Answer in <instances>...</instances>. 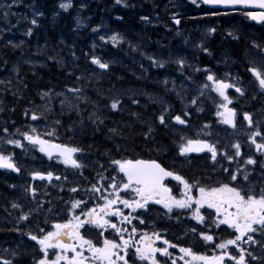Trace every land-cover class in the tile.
Instances as JSON below:
<instances>
[{"label": "trees", "instance_id": "trees-1", "mask_svg": "<svg viewBox=\"0 0 264 264\" xmlns=\"http://www.w3.org/2000/svg\"><path fill=\"white\" fill-rule=\"evenodd\" d=\"M8 1L0 0V129H7L10 135L13 133V140L24 145L17 128L33 126L39 135L43 134L42 127L47 126L56 143L82 149L75 153L82 167L72 170L66 167L67 175L70 171L75 173L73 180L81 172L84 179H90L94 170L98 172L100 168L109 167L117 173L111 159H156V154H160L156 149L161 152L169 148L170 138L180 135L171 119L175 115L202 116L197 119L198 125H212L208 116L216 115L212 102L220 97L209 90L208 72L217 79L229 76L230 80L239 82L244 96L236 91L231 96L234 100L247 101L243 108L264 110V92H258L257 81L248 71L250 67L264 71V52L254 46L264 48V27H255L250 35L242 32L229 35V21L241 18V14L205 15L204 9L191 0H177L187 15L176 28L166 12L168 0H126L128 7L110 0L112 10H101L94 5L86 10L73 7L68 13L55 14L53 6L43 10L38 24L32 25L20 18V14L23 13L22 17L26 14L24 6H14L13 1L8 9ZM5 11L9 12L7 16ZM74 14L82 17L79 21H87V25L83 22L79 25L119 34L120 43L114 46L105 38L93 42L84 32L75 33L71 20ZM143 16L148 20H142ZM28 28H32L30 36L25 34ZM209 29H215L213 35ZM205 47L208 52L202 50ZM93 56L108 62L109 68L102 70L92 64ZM149 57L164 62V67L153 66ZM181 58L185 62L182 68L176 63ZM205 84L209 86L204 88ZM75 88L80 92L69 91ZM46 92L49 95L42 99ZM129 97L139 103L132 104ZM112 98L122 101L115 111L109 106ZM193 99L195 104L191 103ZM165 108L167 127L157 119ZM33 113L39 119L32 120ZM16 149L13 145L18 153ZM31 157L20 159V168L27 170L25 178L29 177L26 174L45 171L36 164L45 163L44 158L38 156L32 168ZM55 163L63 164L58 159ZM50 171L61 175L53 164ZM16 179L7 172L0 173V259L11 260L12 264H31L38 259L40 251L27 238L31 212L23 187L11 186ZM17 202L20 207L13 208L12 204ZM45 206L49 209L46 217L31 214L39 228L58 223L59 216L67 221L81 212L72 213L68 193L56 196L52 204ZM22 213L27 214L26 220L19 219Z\"/></svg>", "mask_w": 264, "mask_h": 264}, {"label": "snow or ice", "instance_id": "snow-or-ice-1", "mask_svg": "<svg viewBox=\"0 0 264 264\" xmlns=\"http://www.w3.org/2000/svg\"><path fill=\"white\" fill-rule=\"evenodd\" d=\"M115 3L125 7L129 6L126 0H115ZM191 3L197 7L202 3L204 5L224 7L239 5L242 7H256L264 10V0H191ZM71 6V0H69L68 3L62 2L59 5V7L64 10H67ZM80 7L83 8L84 5ZM7 8L10 9L11 5H8ZM8 14L9 12L5 11V16ZM218 14L219 13L216 12L211 13V15ZM244 14L252 20L264 22V11H249ZM41 15H43V13L38 11L34 12L30 23L32 25H37L38 20L36 17ZM141 19L148 20V17L143 16ZM77 23L79 24L80 21L78 20ZM175 23L179 24L180 21L177 19ZM96 30L97 29H93V31ZM214 31L215 29H209V32ZM25 34L30 36L32 34V28H28ZM229 35H232V33L230 32ZM100 39L104 40V37L101 36ZM109 39L115 46L120 43L121 37L119 34H113ZM9 43H11V41H9ZM254 46L260 48L261 52H264V48H261L260 45L257 44ZM13 47H16V45H13ZM202 50L204 52L209 51L206 47ZM149 59L152 61L153 66L160 68L164 67V62L153 59L152 57H149ZM91 62L102 70H107L109 68L108 62H102L101 59L96 56L92 57ZM176 63L182 68L185 62L181 58L178 59ZM196 70L200 71V69ZM205 71L208 72L207 69H205ZM248 71L251 72L252 76L258 82L259 89L264 92V71H261L257 67H250ZM206 79L211 82L212 90L215 91L223 101L218 107L222 108L224 111H218L216 115L222 117L221 122L223 124L235 128L236 109L228 107L233 101L229 95L226 94V89L235 88L236 93H239L240 96H244V89L235 84L227 83L223 79L215 78L214 74L211 72H208ZM164 82L167 83L166 80ZM208 86V84L203 85L204 88ZM69 91L79 93L80 89H69ZM48 95L47 92L43 93L42 99ZM57 95L60 94L57 93ZM77 99H80V97L77 96ZM129 99H131L132 104L139 103L136 99L131 97H129ZM153 102L155 103V101ZM63 103L64 101L62 100L61 104L63 105ZM121 103V99L112 98L109 106L111 110L115 111ZM191 103L195 104L196 100L193 99ZM167 110L168 109L165 108L157 117L159 124L165 127H167V124L164 112H167ZM92 115L94 116L95 114L93 113ZM133 115H136V113H133ZM184 115L186 116L188 113ZM31 119L37 120L39 116L33 113ZM96 119H99V117ZM171 119L180 125H186L188 123L187 120L183 119L180 115H175L171 117ZM243 119L247 121L249 126H252L253 120L251 113L244 112ZM93 122H95V120ZM56 123L59 124L60 121L57 120ZM100 123H103V120H100ZM204 127L207 128L209 125H204ZM4 131H7V129ZM109 131L115 132L116 130L109 129ZM151 131L152 128L149 127L148 133ZM32 133L33 134L24 132L21 134L24 139L32 145H38V150L48 156L49 159H52L55 154L56 158L66 166L70 165L73 168L82 167V164L74 158V154L81 152L82 149L65 144L52 143L49 140L42 139L40 135L35 134V128L32 129ZM148 133L144 135L147 136ZM47 135L51 136L53 133L48 132ZM256 137H261V141L257 142ZM180 141L181 142L177 144L178 155L185 158H188L191 153L207 152L210 153V158L214 163L218 162V155H222L223 159L231 164L236 158L242 155L241 145L239 143L231 145L235 151L233 154L229 155L227 151L221 153L215 143L200 139L199 134H197V138H189L181 135ZM249 142L255 147L260 157H262L259 162L256 158L249 155L244 159L243 165L238 166L235 171L230 172L228 167L221 165L223 171L229 173L232 182L242 179L243 184L240 185L223 182H218L216 186L201 185L198 179H193L192 182H189L184 176L162 166V164L155 159H111L110 163L115 166L116 172L120 174V179L119 182H117L116 176L110 178L111 183L108 187L112 189V192L106 196L96 185L92 186V190L100 193V199L104 200L103 204L97 205L99 211H97V207L91 208L86 212L82 209L80 215H72L64 223L54 224V230L47 231L41 236L27 233L29 238L39 245V251L43 253L42 258L35 260L34 264H130V250L135 258L141 262H147V264H161V262L157 260L156 254L159 253L162 256L170 257L171 253H169L168 248H175L177 245L163 239L157 232H153L152 236H149L148 233L145 232L140 236L139 240H134L133 235L138 232L136 227H132L129 237L125 238L124 233L128 232V229L119 227L117 223L106 219V217H116L120 224H131L132 218H135L140 219V223L143 224V219L139 216L132 217L131 214L138 209L148 211L150 203L162 205L167 213H171L174 208L191 209L192 218L200 223L205 221V216L201 213V209L207 208L214 212V215L209 213V216L215 227L219 228L223 225L226 226V229L234 230L235 235L233 238L224 239L215 245L216 248L221 250L219 255H213L211 257L199 255L193 252L191 248L180 247L179 251L183 254L180 259L184 260V264H193L194 261H200L202 264H226V259L234 261V264H250L246 256L250 257L251 261H256L257 264H264V255H256L254 252L241 247V244H251L253 246L259 244L261 249L264 250V181H261V186L257 192L255 182L250 180L254 167L258 163L259 167L264 169V136L261 135L259 130H256L249 136ZM7 143L15 145L16 147H23L19 140L10 139ZM156 150L160 151V149ZM237 163L239 162L237 161ZM248 165L253 166V168H247L246 166ZM0 169H9L17 173L20 172V168L12 160L11 156L3 154H0ZM261 175H264V173H261ZM31 176L33 179L39 178L41 180L47 179L51 181L53 173L47 172L45 174L42 172H32ZM167 178L177 181L179 185L182 186L180 188L179 197L173 195L172 189L165 183ZM56 179H60V177L57 176ZM101 179H104L102 175ZM194 189L198 193L196 196L193 195ZM25 191L29 192L33 197L36 195V189L31 186L25 189ZM71 191L75 192L77 189L72 188ZM121 191H130L135 195L130 199L123 198L120 195ZM81 203L82 201L79 200L73 201L72 209H76ZM118 204L123 205V207L129 209L130 212L125 215L122 209L117 207ZM193 205H195L194 208ZM12 207L18 208L20 206L13 203ZM81 216H84L85 219H81ZM27 218V214L23 213L19 217L20 220H26ZM85 225L97 229L111 228L115 235L119 237V240L104 238L102 244L98 246L92 239L86 238L81 234L80 230ZM17 231H19V229H17ZM40 231L43 233L44 229ZM192 231L196 232L197 230L193 228ZM99 235L104 236V231H100ZM256 235H259L262 239H256ZM200 236L205 242L213 241V235L200 232ZM153 237L155 239H153ZM156 240H162V243L166 245V247L155 246ZM229 246H235L239 254H230L228 251ZM50 250H54L51 252L53 257L51 259L49 258ZM85 253L88 254L86 255ZM12 255L16 256V253L13 252ZM184 257H190L191 259H184ZM0 264H12V261L0 259ZM132 264H135V261H133ZM172 264H177V261L173 259Z\"/></svg>", "mask_w": 264, "mask_h": 264}, {"label": "flooded vegetation", "instance_id": "flooded-vegetation-1", "mask_svg": "<svg viewBox=\"0 0 264 264\" xmlns=\"http://www.w3.org/2000/svg\"><path fill=\"white\" fill-rule=\"evenodd\" d=\"M257 118V117H256ZM255 119V118H254ZM252 128L249 126L247 121H245L242 117H237L235 122L236 130H247V128ZM211 160L210 157L202 158V156H191L188 158L179 156L177 152L172 153L168 158V163H163L164 166L168 169H171L178 174L184 176L189 182H192L193 179H198L201 185H210L216 186L218 182L223 183H236L237 185L243 184L242 179H238L236 182H232L229 177V173L224 172L221 165L224 167H228L230 172L235 171L238 166L242 164H224V163H204L203 161ZM247 168L251 169L253 166L248 165ZM264 169L259 167L257 164L254 167V171L250 176V180L255 182L256 190L259 191L261 186V181H264ZM171 189L173 195L179 197L180 188L177 181H167L165 182ZM36 187L34 186V182L31 184L32 188L36 189L37 196L43 189V183H36ZM193 195L196 196L198 193L193 190ZM127 198H129L127 196ZM195 205H193V208ZM122 211L125 215H127L130 210L126 208H122ZM192 210L191 209H173L171 213H167L162 205L150 203L148 206V211L143 209H138L136 212L131 214L132 217L139 216L144 220V223H140V219L132 218L131 224H122L123 228H127L128 232L124 233V237L128 238L131 233L132 227H136L138 232L133 235L134 240H139L140 236L143 233H148L149 236H152L153 232H157L163 239L170 241V243L177 245L175 248H168L171 256H162L159 253L156 254V258L161 264H172V260L175 259L177 264H184V260L180 259L183 255L180 251V247L191 248L193 252L199 255L213 256L219 255L221 250L216 248L215 245L220 243L224 239L233 238L235 233L234 230L226 229V226L221 225L219 228L215 227L212 224L211 217L209 213L214 215L213 210L203 208L201 209V213L205 216V221L203 223L197 222L194 218H192ZM195 228L197 231L193 232L192 229ZM111 232H114L111 228L109 229ZM200 232H205L207 234L213 235V241L205 242L201 236ZM119 240V237L112 236L110 239ZM153 239H155L153 237ZM256 239H262L259 235H256ZM239 243V242H238ZM155 246L157 247H166L162 243V240H156ZM242 247V246H241ZM250 249L256 255H264V250L261 249L260 245L257 244L255 246L250 244ZM261 249L262 252L259 250ZM228 251L232 255H238V251L235 246H229ZM184 259H191L190 257H184ZM246 259L250 261V264H257L256 261H251L250 257L246 256ZM129 260L130 264L135 261V264H147V262H141L135 258L132 251L129 252ZM193 264H202L200 261H194ZM226 264H234V261H230L226 259Z\"/></svg>", "mask_w": 264, "mask_h": 264}, {"label": "bare ground", "instance_id": "bare-ground-1", "mask_svg": "<svg viewBox=\"0 0 264 264\" xmlns=\"http://www.w3.org/2000/svg\"><path fill=\"white\" fill-rule=\"evenodd\" d=\"M80 3H82L81 1H80ZM94 5H98L99 7H100V9L101 10H103V9H105V10H112V4H111V2H110V0H94V2L92 3V4H87L86 5V9H87V7H90V6H94ZM106 7V8H105ZM80 22H83V24H86L87 25V21H81L80 20ZM83 24H80L81 26L83 25ZM103 33H101L100 34V36L102 35ZM121 70V69H120ZM239 109H240V111H244V109L242 108V107H239ZM261 113L262 114H264V110H261ZM208 133H210L209 134V136L213 139V140H215V141H217V142H222V141H224L226 138H228V136H229V134H228V132L226 131V130H224V129H222V128H220L217 124H215L214 122H213V124L212 125H210V128L208 129ZM247 153V152H246ZM96 170H94V172H95Z\"/></svg>", "mask_w": 264, "mask_h": 264}, {"label": "rangeland", "instance_id": "rangeland-1", "mask_svg": "<svg viewBox=\"0 0 264 264\" xmlns=\"http://www.w3.org/2000/svg\"><path fill=\"white\" fill-rule=\"evenodd\" d=\"M242 24H243L242 22H238L237 27L242 26ZM100 34H101V33H100ZM101 36L104 37V34H102ZM225 82H227V81H225ZM227 83H228V82H227ZM117 182H119V179H117ZM109 184H110V183H108L107 186H105L103 182H99V183L96 184V186H97L98 188H100V191L106 196V195H108L110 192H112V189H111L110 187H108ZM90 195H92L94 198H96V202H98V203H100V204H103V203H104V200H103V199H100V193L95 192V191H93V190L91 189V191H90ZM92 204L95 205L94 203H92ZM97 205H99V204L96 203V206H97Z\"/></svg>", "mask_w": 264, "mask_h": 264}, {"label": "water", "instance_id": "water-1", "mask_svg": "<svg viewBox=\"0 0 264 264\" xmlns=\"http://www.w3.org/2000/svg\"><path fill=\"white\" fill-rule=\"evenodd\" d=\"M208 8L211 9H221V10H236V9H242V10H248V11H252V12H260V11H264L262 9L256 8V7H242V6H229V7H224V6H211V5H206ZM252 20V19H251ZM256 23H263V22H257L255 20H252ZM175 23V21H174ZM176 24V23H175ZM37 180H41L39 178H37Z\"/></svg>", "mask_w": 264, "mask_h": 264}]
</instances>
